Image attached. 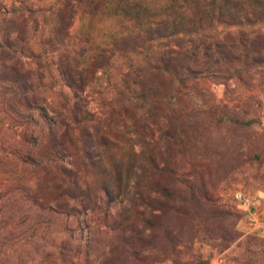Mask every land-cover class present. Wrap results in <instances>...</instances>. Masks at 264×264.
Listing matches in <instances>:
<instances>
[{
    "label": "rangeland",
    "instance_id": "374dc122",
    "mask_svg": "<svg viewBox=\"0 0 264 264\" xmlns=\"http://www.w3.org/2000/svg\"><path fill=\"white\" fill-rule=\"evenodd\" d=\"M135 1L191 10L171 37L194 77L185 90L118 48L81 84L68 52L111 34L113 17L88 34L76 0H0V264H264V41L252 38L264 18L230 21L253 0L221 13ZM251 42L263 48L246 54Z\"/></svg>",
    "mask_w": 264,
    "mask_h": 264
},
{
    "label": "trees",
    "instance_id": "16d2710c",
    "mask_svg": "<svg viewBox=\"0 0 264 264\" xmlns=\"http://www.w3.org/2000/svg\"><path fill=\"white\" fill-rule=\"evenodd\" d=\"M76 1L81 5V15L88 20V34L93 31V21L99 15H111L115 23L112 25L113 31L111 34L106 33L105 37H86L79 42L81 45L78 44L76 48L69 50L68 56H71V58L66 57L65 61L67 62L68 75L70 77L77 78V81L82 84L86 76L92 74V70L94 71L95 69L96 71L105 68L112 57L111 51L118 48L119 51L125 50L134 56L136 54V56H143L144 58L147 56V62L143 61L142 64L144 65L136 67L146 68L149 76L148 70L154 72L153 79L161 86L164 82L171 86L174 83L178 84L182 91L187 88L188 85L186 83L189 80L194 81L192 72L187 69L184 63L186 60L184 58L187 56L182 50L183 41L171 40L176 27L179 25L181 29V26L184 25L183 20L189 17L191 10H183L175 6L150 8L135 0ZM230 1L232 0H206V5L203 9H208L206 13L214 10L221 13L225 5H228V8L230 7L228 4ZM214 2H218L221 8L215 7ZM238 3L239 0H233V5L231 6H238ZM251 3H253L252 9H244L242 6L231 7L232 10L227 11L230 21L234 24L238 20L240 25L252 23L250 22L251 19L259 18L257 22L260 23V18H264V2L262 0H253ZM64 10L63 5L61 10L54 14L55 26L51 28L50 36H54L55 44H58L60 36L62 41L67 36V31H65L67 26L64 24V20L67 17ZM198 12L196 11V13ZM116 30L117 32H115ZM252 38H255L256 41H264V30L257 31L256 36ZM253 42L248 44L249 47H243L246 54L254 51L258 52L263 48H254V51H252ZM240 43L241 40L238 41V45L234 46L233 49L238 48ZM182 95L185 94L183 93ZM63 135L69 142L67 144L74 145L77 150L78 148L76 147L79 144L78 142H80V138L79 140L76 139V128L65 124L63 126ZM83 151L88 161L90 158L88 147L84 146Z\"/></svg>",
    "mask_w": 264,
    "mask_h": 264
}]
</instances>
